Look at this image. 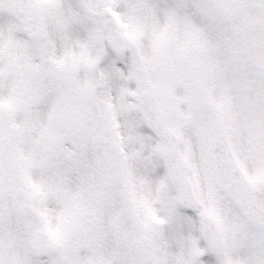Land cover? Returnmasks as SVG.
<instances>
[{
	"label": "snow or ice",
	"instance_id": "obj_1",
	"mask_svg": "<svg viewBox=\"0 0 264 264\" xmlns=\"http://www.w3.org/2000/svg\"><path fill=\"white\" fill-rule=\"evenodd\" d=\"M0 264H264V0H0Z\"/></svg>",
	"mask_w": 264,
	"mask_h": 264
}]
</instances>
